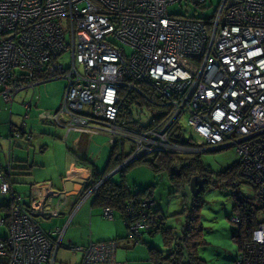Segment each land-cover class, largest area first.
<instances>
[{"label":"built area","instance_id":"obj_1","mask_svg":"<svg viewBox=\"0 0 264 264\" xmlns=\"http://www.w3.org/2000/svg\"><path fill=\"white\" fill-rule=\"evenodd\" d=\"M186 4L182 7L181 3ZM179 4L178 14L168 11ZM0 0V96L11 103L15 94L42 82L64 79L60 107L38 113L42 122L88 135L106 136L125 157L111 173L158 152L198 153L234 147L240 176L254 189L264 212V0ZM194 5L201 13L186 12ZM128 49H127V48ZM69 50V64L58 58ZM82 71H78L76 64ZM151 109L150 120L130 126L122 107L128 97ZM26 112L30 104L24 103ZM186 117L188 129L181 119ZM192 138L195 145L170 135ZM27 140L26 123L9 137ZM202 141V144H197ZM128 143V149L125 145ZM120 151L119 153H122ZM9 160L0 169V193L10 194L7 234L0 237V264H54L64 227L45 230L38 216L56 215L45 202L58 195L49 183L28 205L12 190ZM92 174H82L80 188ZM78 202V201H77ZM153 200L127 201L125 226L137 241L157 225ZM79 205L75 203L73 211ZM113 219L114 212L102 207ZM160 217V216H159ZM237 225L241 218L232 217ZM125 222V221H124ZM68 247L81 253L79 264H126L116 261L115 239ZM231 264H264V218L253 227Z\"/></svg>","mask_w":264,"mask_h":264},{"label":"rangeland","instance_id":"obj_2","mask_svg":"<svg viewBox=\"0 0 264 264\" xmlns=\"http://www.w3.org/2000/svg\"><path fill=\"white\" fill-rule=\"evenodd\" d=\"M217 3L218 0H213V4L204 10L206 16L213 14L217 7ZM185 4L186 3L183 1L181 6L183 7ZM179 6L180 5L177 3L169 5L168 11L171 14H178L182 11ZM185 9L187 13H190L192 10H196V13H201V11L199 9L197 10L194 5H188ZM58 61L63 63L64 66H67L70 61L69 50L63 53L58 58ZM76 68L78 71H82V67L78 63L76 64ZM64 81L65 80L63 79H55L38 84L36 92L33 94L34 101L36 100L37 102V99H39L40 106L42 103L46 104L48 101L53 100L52 94L61 88ZM48 94H51L50 98L47 96ZM35 111L39 113L45 110L41 107H37ZM131 112L132 119L138 122L139 125L148 124L151 116V109L146 105L143 104L141 107L134 105ZM29 119L33 122V124H35V127L37 125L39 127L47 125L55 126L53 123L40 121L37 115L36 117H30ZM23 120L26 123L27 131L28 118L23 119L21 117L16 125L18 127ZM181 124L184 126L185 130L188 129L186 117L181 119ZM30 126L34 128L32 125ZM30 133H32L33 138L35 135H42V131H38V129H34ZM186 137H188V133H186ZM21 139L23 138H14L13 136L9 137L8 140L11 141V152H13L15 144L18 146L17 143L22 141ZM8 140H2L6 143L5 145L3 144L4 151H1L2 153L5 152L6 154L9 149ZM24 140L26 142L31 139L27 140V138L24 137ZM89 142L90 150L87 158L90 162L97 163L95 165L96 168L101 170L103 168L102 163L104 159L106 160L110 151L108 140L106 136L99 135L94 136V138H90ZM197 144L201 145L202 141H199ZM128 146L129 145L127 143L125 145L126 150L128 149ZM196 154L200 162L210 170L209 176L211 181L207 188L199 194V200L201 203L200 222L203 228V241L196 247L194 259H190L183 252L179 255L180 260L178 264H231L232 260L241 249L242 241L245 239L243 227L238 226L232 220V217L238 213L234 208L235 194L237 192L241 196L253 197L254 189L248 182H241L238 186H234L228 183L227 177L218 175V172L231 166L232 163L238 159V155L236 154L234 147L230 146L222 149H210ZM178 155L187 154L178 153ZM177 164L178 160L173 158L167 162L166 166L164 165L159 168L155 166L153 167L151 164L146 162H135L131 166L123 169L124 180L132 192L148 187L151 189L154 208H160L162 213L165 214L166 217L164 222L167 226L174 228V234H179L185 224L186 214L188 208L190 207L192 196L188 185L184 187L176 186L170 179V173L172 170H180ZM121 174L120 170L115 171L111 174V179L119 181L122 179ZM7 202L8 196L0 193V217H4L6 215V211H4L1 206ZM258 218H264V212L259 211ZM122 227L124 234L119 242L118 253L116 252V261H118L117 256L118 259H122L121 257L124 256L121 251H127L125 247L128 244L125 241L130 239L132 244L134 243L132 238L129 236L128 229L125 227L124 223L122 224ZM6 234V225H1L0 237H4ZM142 237V240L146 241L147 244L143 242H136L133 246H130L133 248L129 251L128 257L124 256L123 258V261H126L127 264H151L149 261H146L148 259L147 256H149L147 245L154 246L156 249L161 251L162 255L166 256L168 247L165 246L164 239L159 233L151 236L148 232H144ZM76 259H79L78 254L73 255L68 250L60 248L56 253L54 264H71V260L72 263H74V260L76 261ZM164 264H170V262L165 260Z\"/></svg>","mask_w":264,"mask_h":264},{"label":"crops","instance_id":"obj_3","mask_svg":"<svg viewBox=\"0 0 264 264\" xmlns=\"http://www.w3.org/2000/svg\"><path fill=\"white\" fill-rule=\"evenodd\" d=\"M65 85L66 81L60 89L52 94L53 100L48 101L46 104L42 103L40 106L39 99H37V102L34 101L33 95L37 86L33 89L19 91L13 97L11 103L5 102L0 96V169L9 160L11 170L7 178L13 191L20 195V202L24 205H28L34 196L42 194L45 191L44 186L46 183H49L58 192V195L53 197L51 202L44 203L48 209L55 210L56 215L47 214L38 216L37 219L45 230L65 226L60 248L68 250L73 255L78 254L79 259L74 260V263L71 260V264H78L80 263L81 253L73 252L68 247L69 243L87 245L90 241L118 239L119 246L124 230L122 227L123 220L119 214H115L111 220L104 219L101 214L102 207L93 202L94 193L90 192L91 186L87 185L82 188L76 186L70 192L63 191L65 181L79 179L82 174H92L93 171L101 172L105 169L109 154L106 160L103 158V168L101 170L96 168L97 163L90 162L87 158L90 150L89 139L99 135L70 131L64 138L63 127L56 125L43 127L37 125L35 127V124L29 119L30 117H36V115L38 117V112L35 111L37 107H41L45 111H56L60 107ZM47 96L50 98L51 94ZM24 103L30 104L28 112L25 110ZM21 117L23 119L28 118L27 131L31 132L38 129V131H42V135H35L34 138L32 136L31 140L26 142L22 137V141L17 143L18 146L15 144V148L11 152V141L8 140L9 134L12 129L17 127L16 123ZM3 139L8 140L9 149L6 154L1 152L4 151L3 144H6L5 141H2ZM77 201L79 205L73 211L75 203L78 204ZM129 240L125 241L128 244L125 247L127 251H121L122 255L127 257L129 251L133 248L130 246L135 243L133 241L132 244V241ZM124 256L121 257L122 259H118L117 256V260L127 264L126 261H123ZM147 258L146 261L152 264L149 256Z\"/></svg>","mask_w":264,"mask_h":264},{"label":"trees","instance_id":"obj_4","mask_svg":"<svg viewBox=\"0 0 264 264\" xmlns=\"http://www.w3.org/2000/svg\"><path fill=\"white\" fill-rule=\"evenodd\" d=\"M137 99V96H135V99L133 100L131 97H128V99L125 101L126 103L122 107L123 116L130 119L129 125L133 127H141V125L134 121L130 116V108L132 106L131 102L134 101L136 104L142 103V100ZM170 138L173 141L181 144L195 145L191 137H182V135H178L177 128L174 129L173 133L170 135ZM120 151H122V149L117 145L110 147L109 157L107 159L105 169L101 172L93 171L89 186L96 184L100 178L104 177L119 164V161L126 155V153L124 154L123 151L122 153H119ZM173 158L178 160L177 166L180 169L178 171L172 170L170 173V179L176 186H189L191 177L198 175L204 179L203 190L207 188L208 184L211 182L209 176L210 170L200 162L196 153L178 155V153L175 152H158L149 157L141 158L135 162H146L151 164L153 167L155 166L159 168L164 165L166 166L167 162ZM135 162L128 166H131ZM9 168L10 169L7 177L10 175V165ZM238 169L239 162L236 159L231 166L227 167L223 171L218 172V175L227 177L228 183L234 186H238L241 182H248L250 184L249 181L243 179L240 176ZM123 171V169L120 170L122 173L121 180L114 181L111 179L110 175L98 185L93 194V202L100 207H110L114 212V216L115 214H119L123 220V223H126V218H128V216L126 215L125 204L127 201L133 200L134 203L138 204L142 199H152V196L151 189L149 187L132 192L124 180ZM6 195H8V202L1 206V208L6 211L5 217L8 216V209L12 202L10 194ZM200 208L201 203L199 200V194L197 196L192 195L190 207L188 208L186 214L185 224L179 234H174V228L167 226V224L164 222L166 216L162 213L161 209L154 208V206L151 208V212L158 217L157 225L151 230L143 231L142 236L144 232H148L151 236L159 233L164 239L165 246L168 247V252L166 256H164L161 254V251L156 249L154 246L147 245L149 259L151 260L152 264H164L165 260L169 261L170 264H178L180 260L179 255H181L183 252L190 259L195 258L196 247L203 241V228L200 222ZM234 208L237 210V214L241 218V223L238 226L243 227L245 232V239L241 244L242 248L244 242L248 238L250 230L259 223L258 213L260 211V207L256 202L255 195L253 197H246L241 196L236 192ZM125 227L128 229L127 226ZM142 236L138 238L137 241L131 236L130 237L135 243L143 242L147 244L146 241L142 240ZM115 240L118 242V239Z\"/></svg>","mask_w":264,"mask_h":264},{"label":"water","instance_id":"obj_5","mask_svg":"<svg viewBox=\"0 0 264 264\" xmlns=\"http://www.w3.org/2000/svg\"><path fill=\"white\" fill-rule=\"evenodd\" d=\"M80 182H81L80 179L65 181L63 183V191L64 192H70L72 189L76 188V186H77V188H80V185H79ZM189 187H190L192 195L197 196L204 189V179L199 177L198 175H194L190 179Z\"/></svg>","mask_w":264,"mask_h":264}]
</instances>
